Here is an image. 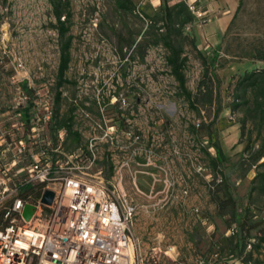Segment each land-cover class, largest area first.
<instances>
[{
    "label": "rangeland",
    "instance_id": "rangeland-1",
    "mask_svg": "<svg viewBox=\"0 0 264 264\" xmlns=\"http://www.w3.org/2000/svg\"><path fill=\"white\" fill-rule=\"evenodd\" d=\"M68 1L62 19L68 22V35L73 36L67 71L73 83L61 88L58 100L62 38L55 27L51 0H0V136L13 141L24 133L20 122L30 102L34 105L29 110L35 114L41 112L36 102L51 101L58 125L69 117L72 100L81 94L80 102L91 104L85 108L89 116L80 113L74 117L81 142L68 138L66 130L63 146L66 152L86 148L94 128L98 134V124L105 125L90 99L98 89L110 90L119 101L108 105L105 113L114 116L115 124L123 116L129 117V129L141 134L140 145L153 150L152 158L143 153L118 170L112 166L108 145H103L96 166L108 185L115 184L138 205L132 233L140 255H149L153 247L174 245L179 259L188 264H230L233 259L238 264H264V179L252 180L250 175L257 169H248V159L261 144L264 124L255 105V92L248 89L244 93L238 83L253 70L247 62L264 54V0H243L236 16L239 0H198L201 10L211 12V22L194 24L189 11L191 28L175 25L172 38L188 57L184 71L192 92L204 94L199 90L205 72L202 56L210 61L213 52L219 53L209 70V75H216L215 102L199 100L198 109L178 95V81L166 61L163 37L167 29L160 18L161 0H133L135 6L130 10L119 9L115 0ZM211 26L216 28L207 30ZM26 81L33 93L23 88ZM194 124L200 126L199 135L193 133ZM235 126L244 146L237 153ZM49 129L57 139L64 128L52 131L50 125ZM208 131L231 154L226 170L237 188L241 216L249 220L241 238L247 245L252 238L259 244L251 249L246 245L242 254L237 255V238L229 234L234 224L232 207L225 204L220 176L212 172L205 152L208 148L215 154ZM248 143L250 149L244 151ZM164 260L163 264H174L169 257Z\"/></svg>",
    "mask_w": 264,
    "mask_h": 264
},
{
    "label": "built area",
    "instance_id": "built-area-1",
    "mask_svg": "<svg viewBox=\"0 0 264 264\" xmlns=\"http://www.w3.org/2000/svg\"><path fill=\"white\" fill-rule=\"evenodd\" d=\"M181 1L194 15V24L211 22V12L201 10L198 0H169L173 5ZM191 26L187 24L188 29ZM81 99L78 94L72 100L75 117L80 113L89 116L85 108L91 104H82ZM90 101L105 125L98 124V134L94 128L86 148L66 152L65 128L57 139L52 138L49 126L55 113L48 100L36 102L41 112L31 111L29 125L24 119L20 122L26 129L20 137L13 141L2 137L0 210L6 224L0 226V264H161L165 257L174 264H185L174 245L153 247L149 255L138 254L132 233L138 205L115 184L108 185L96 166L103 145H108L112 166L118 170L143 153L152 158L153 150L140 145L141 134L129 129V117L115 124L114 116L105 113L108 105L119 101L117 95L98 89ZM34 186L41 187L39 195L32 191ZM47 190L54 192L50 204L42 201ZM27 206H31L30 219L24 215ZM236 232L233 224L229 234ZM254 242L250 239L248 249Z\"/></svg>",
    "mask_w": 264,
    "mask_h": 264
},
{
    "label": "trees",
    "instance_id": "trees-1",
    "mask_svg": "<svg viewBox=\"0 0 264 264\" xmlns=\"http://www.w3.org/2000/svg\"><path fill=\"white\" fill-rule=\"evenodd\" d=\"M116 5L119 9L130 10L133 9L135 4L133 0H115ZM243 0L239 1L237 12L239 11ZM51 4L53 7L54 15L57 19L56 29L59 32L60 37L62 38L61 44V54H60V61L58 66V73H57V99L59 100L62 95V87L66 83H73L67 77V71L70 67L71 62V44L73 36L68 35L69 26L68 22L62 19L66 6H68V0H51ZM161 20L163 21V25L167 29L166 35L163 37V43L168 50V55L166 56V61L171 68V73L178 81L179 84V96H183L189 102V105L193 109H198L196 105L199 100H202L205 104H213L215 102V94L213 88V80H215L216 75L212 74L209 75L210 67H214L219 57L218 52H213L210 56V61H208L206 56H202L205 72H204V79L201 80L199 84V90L203 91V95L201 96L199 93H194L189 90L186 86V75H185V66L186 62L188 61V57L183 55V47L178 46L175 44L172 38V31L175 25H178V28L181 29L188 23L192 21V15L190 14L187 4L185 1H181L177 4L171 5L169 4L168 0H161ZM64 39V40H63ZM258 59L264 60L263 56H260ZM240 86H243L244 93L249 90L255 92V105L258 108L260 114V121L264 124V68L253 70L245 73L238 82ZM28 82L23 83V88L26 90L27 93H33V90L28 88ZM219 94H216V100ZM239 94L237 98H239ZM261 97V102H259V98ZM34 104L30 102L29 108L32 107ZM219 105V103H218ZM263 105V107H262ZM29 108L26 110L25 116L22 119L26 120L29 125V120L31 117V111ZM74 110L75 108L72 107L70 109L69 117L55 125L54 120L51 122V130L54 131L55 129L65 128L68 132V138H72L73 141L77 144L81 142L82 135L78 130L74 129ZM55 118V116H54ZM200 127V126H199ZM197 127L195 124L192 126L193 133L199 135L200 128ZM210 141V147L215 149V154H212L208 148L205 149V152L208 154L210 159V168L215 175H219L221 178V182L218 184L221 185L224 189V194L226 195L225 204H229L232 207V222L236 224L237 232L232 235L236 240V253L242 254L243 250L247 245V242L244 243L245 239L241 238L240 232L241 230L246 227L249 220L247 216H241L242 205L240 203V199L237 196V188L233 182H231V178L226 170V162L229 156L224 151L223 146L220 144L219 140L216 139L211 131L207 133ZM261 135V133H260ZM261 144L259 148L251 155V158L248 159L250 161L248 169L251 170L253 167L257 169L256 175L252 180H257L259 177L264 179V171L260 172L259 168L264 167V135L261 136ZM250 146L249 143L245 146L244 151H249ZM217 184V185H218ZM38 188V192L37 189ZM41 189L40 186L32 187V191L39 195V190ZM31 187L27 189L30 191ZM24 189L20 190V195H24ZM4 212L0 210V226L6 224V220L4 218ZM264 241V236L261 238ZM245 244V246H244ZM255 247H258L259 244H254Z\"/></svg>",
    "mask_w": 264,
    "mask_h": 264
},
{
    "label": "crops",
    "instance_id": "crops-1",
    "mask_svg": "<svg viewBox=\"0 0 264 264\" xmlns=\"http://www.w3.org/2000/svg\"><path fill=\"white\" fill-rule=\"evenodd\" d=\"M240 1V0H239ZM238 5H239V3H238ZM238 5H237V7H236V10H235V15L234 16H236V14H237V9H238ZM219 20H221V19H219ZM227 21V20H226ZM220 25V24H219ZM219 27V26H218ZM216 28V26H211V27H209V28H207V30H209V31H213V29H215ZM219 29H221V30H223L224 28L223 27H219ZM246 65H249L253 70H258V69H262V68H264V60H260V59H258V60H252V61H248L247 62V64ZM253 70H251V71H253ZM233 135H234V144H236V146H235V151H236V153L237 152H239V151H241L242 149H243V145H242V143L241 142H239V138H240V130L238 129V127L237 126H235V129H234V133H233ZM1 143H2V136H0V149L2 148V146H1ZM233 144V145H234ZM224 151L226 152V154L228 155V156H230L231 154H230V152H228L226 149H225V146H224ZM230 151V150H229ZM255 175H256V172H255ZM254 175V176H255ZM254 176H251L250 175V177L253 179L254 178ZM239 197V196H238ZM240 199V198H239ZM176 249H177V246H176ZM178 250V249H177ZM137 252H138V254H140V252L137 250ZM179 251H177V255H179L180 254V252L178 253ZM178 258H180L179 256H178ZM164 259L162 260V262H161V264H163L164 263ZM182 261V260H181ZM182 262H184L185 264H188V262H185V261H182ZM235 263V264H238V261H237V259H233V260H230L229 261V263L230 264H232V263ZM217 264H223V262H218Z\"/></svg>",
    "mask_w": 264,
    "mask_h": 264
},
{
    "label": "water",
    "instance_id": "water-1",
    "mask_svg": "<svg viewBox=\"0 0 264 264\" xmlns=\"http://www.w3.org/2000/svg\"><path fill=\"white\" fill-rule=\"evenodd\" d=\"M53 198H54V192L51 191V190H47L44 194H43V197H42V201L44 203H52L53 201ZM24 215L26 217V219H30L31 215H32V211H31V206H27L26 209H25V212H24Z\"/></svg>",
    "mask_w": 264,
    "mask_h": 264
}]
</instances>
